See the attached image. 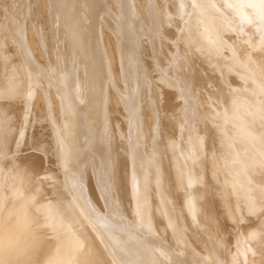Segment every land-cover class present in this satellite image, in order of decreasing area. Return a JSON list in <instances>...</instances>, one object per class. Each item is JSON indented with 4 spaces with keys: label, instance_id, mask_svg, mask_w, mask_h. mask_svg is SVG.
I'll use <instances>...</instances> for the list:
<instances>
[{
    "label": "bare ground",
    "instance_id": "bare-ground-1",
    "mask_svg": "<svg viewBox=\"0 0 264 264\" xmlns=\"http://www.w3.org/2000/svg\"><path fill=\"white\" fill-rule=\"evenodd\" d=\"M246 2L0 0V264H264Z\"/></svg>",
    "mask_w": 264,
    "mask_h": 264
},
{
    "label": "snow or ice",
    "instance_id": "snow-or-ice-1",
    "mask_svg": "<svg viewBox=\"0 0 264 264\" xmlns=\"http://www.w3.org/2000/svg\"><path fill=\"white\" fill-rule=\"evenodd\" d=\"M229 8L232 7H241V8H252L255 9L256 11L253 13V15L256 17L255 23L259 26H264V0H247L246 3H241L239 5H233V4H228ZM244 19L248 23H253V19L250 16L245 15ZM259 30L261 31V44H264V27H260ZM11 248V244L9 245Z\"/></svg>",
    "mask_w": 264,
    "mask_h": 264
}]
</instances>
